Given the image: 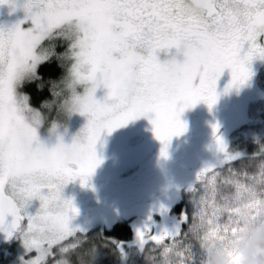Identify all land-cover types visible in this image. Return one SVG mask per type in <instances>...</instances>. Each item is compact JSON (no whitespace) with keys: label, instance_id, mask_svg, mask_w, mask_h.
Masks as SVG:
<instances>
[{"label":"snow or ice","instance_id":"snow-or-ice-1","mask_svg":"<svg viewBox=\"0 0 264 264\" xmlns=\"http://www.w3.org/2000/svg\"><path fill=\"white\" fill-rule=\"evenodd\" d=\"M5 3L17 6L16 0H0ZM19 6L23 21L0 28V230L5 238L19 232L25 248L35 250L24 264H47L52 256H58L52 264H65V254L85 250L88 238L76 234L79 226H70L69 212L77 209L60 190L76 177L81 184L89 179L100 163L95 144L102 130L110 133L151 112L152 131L166 155L171 137L185 130L180 113L201 100L209 107L216 102L223 69L231 70L227 88L251 75L253 57H264V46L257 42L264 34V0H204L199 17L184 12V0H23ZM25 22L30 23L22 26ZM57 36L66 47L56 55L62 63L71 60L69 86L77 81L92 86L75 97L88 116L82 134L71 144L58 140L46 147L22 115L15 87L53 54L51 41ZM173 47L183 53L182 61L157 58V52ZM101 84L107 95L96 99L93 93ZM217 127L213 134L224 157L201 168L188 186L194 205L189 227L208 188L220 180L242 183L240 176L248 175L231 167L236 154L226 151ZM33 199L39 207L29 212ZM161 210L166 211L163 205ZM187 219L181 213V221ZM149 221L151 216L136 229L142 247L147 240L160 247L189 234V227L181 232L180 222L153 234Z\"/></svg>","mask_w":264,"mask_h":264},{"label":"rangeland","instance_id":"rangeland-1","mask_svg":"<svg viewBox=\"0 0 264 264\" xmlns=\"http://www.w3.org/2000/svg\"><path fill=\"white\" fill-rule=\"evenodd\" d=\"M24 24L22 26H28V24ZM70 64L71 60L61 81L68 95L62 103L60 118L48 125L42 123L39 115L38 118H34L37 113L29 106L25 95L20 91L22 83L31 80L35 74L26 75L15 87L16 98L22 105V115L26 122L35 129L37 139L46 147L54 146L58 140L64 144H71L74 138L82 134V129L88 121L87 114L79 111L75 97L84 95L92 85L88 81H77L69 86ZM30 76L31 78H29ZM107 91L102 84L97 85L93 95L96 99H103L107 95ZM257 98H264V93H259ZM24 104L27 106L24 107ZM66 105L71 107L65 108ZM192 111L193 107L191 106L180 113V119L184 122L185 129L192 116ZM153 115L151 112L140 115L113 129L110 133L107 130H102L95 144L100 163L95 167L89 179L81 184L80 178L76 177L61 187V197L72 200L77 209L75 214L84 213L79 221L70 224L73 227L79 226L76 234H83L94 228L109 229L116 221L128 220L133 230V236L130 241L124 244L128 247L141 248L136 229L141 228L148 221L149 216H151L150 230L153 234L164 228H170L174 214L171 210L169 211V207L177 201V189L174 187L163 189L161 192L170 193L172 197L158 203L157 196L151 192L157 189L156 181L167 176L169 172L167 161L171 158V150L175 147V143L182 138L184 131L171 137L165 148L166 155H162L161 148L164 145L152 131L151 119ZM54 124L56 127L53 130ZM254 124H257L256 121ZM20 143L24 144L25 142L21 139ZM238 155L236 154L232 161L236 160ZM162 205L166 211L161 210ZM38 207L39 200L33 199L27 206V210L35 212ZM71 214L70 211L69 215ZM80 229H83V232ZM146 242L144 245L147 244ZM35 254L34 249L27 250L25 248L19 232L15 234L11 243L0 250L2 258L11 255L9 259L11 264H24V260ZM54 260L55 256L49 257L47 264H52ZM233 264H239L238 256L233 257Z\"/></svg>","mask_w":264,"mask_h":264},{"label":"trees","instance_id":"trees-1","mask_svg":"<svg viewBox=\"0 0 264 264\" xmlns=\"http://www.w3.org/2000/svg\"><path fill=\"white\" fill-rule=\"evenodd\" d=\"M46 43L49 42L46 41ZM51 44L54 48L53 54L42 61L36 68L35 76L22 83L20 87L29 106L40 116L44 125L60 118L62 103L68 95L61 81L66 74L70 60L62 63L56 55L62 52L66 45L61 43V38H53ZM250 115L254 117V122L256 121L257 124L253 123L246 129L239 130L236 139L231 143L233 152L239 155L236 160H231L230 165L238 174L257 171L258 162L264 159V149H262L264 146V101L254 104L250 109ZM240 178L243 176L241 175ZM192 196L193 193L190 192L183 198L188 221L183 226L182 233L188 229L194 211ZM227 218L228 213L226 212L220 220L223 227L213 233L221 240L227 236H235L241 227L237 223H225ZM77 235L88 239L84 246L85 250H77L79 255L77 252L65 254L71 259L72 264H82V261L90 259L93 260V264H154L156 254L160 251V247L152 241H147V244L141 248L125 246L124 243L130 241L133 236L128 220L116 221L109 229L94 228ZM174 240L183 241L182 264H205L206 250L197 241L191 239L190 233ZM10 258L11 255L7 258L0 257V264H11ZM57 258L58 256H55V259Z\"/></svg>","mask_w":264,"mask_h":264},{"label":"flooded vegetation","instance_id":"flooded-vegetation-1","mask_svg":"<svg viewBox=\"0 0 264 264\" xmlns=\"http://www.w3.org/2000/svg\"><path fill=\"white\" fill-rule=\"evenodd\" d=\"M22 3L23 0H16L15 8L8 3L0 4V28L6 29L17 21H23L25 12L19 6ZM28 23L30 22H25L24 25ZM257 42L264 46V34L258 36ZM246 49L247 42H245L242 51ZM156 55L160 60L175 57L178 62L184 58L183 53L174 47L167 51L161 50ZM248 66L251 75L243 83L232 84L227 88L226 86L231 80V70L223 69L217 79L216 102L209 107L206 102L201 100L192 106V116L188 121L187 128L184 130L182 138L175 143V147L171 150V158L167 161L169 172L164 179L160 178L156 181L157 189L151 192L157 196L158 203L172 197L170 193L161 192L163 189L173 187L177 189V201L169 207V211L171 210L174 214L171 222L178 220L181 213L187 214L183 198L191 192L187 187L193 183L197 172L208 164H216L224 157V152L217 148L213 125H218L216 135L222 137L226 144V151L234 154L235 152L231 150V143L236 139L237 132L254 123L250 109L254 104L264 101V98H257L259 93H264V57H253ZM83 215V212L69 215V224H75ZM16 233L14 232L6 243L0 245V250L11 243Z\"/></svg>","mask_w":264,"mask_h":264},{"label":"clouds","instance_id":"clouds-1","mask_svg":"<svg viewBox=\"0 0 264 264\" xmlns=\"http://www.w3.org/2000/svg\"><path fill=\"white\" fill-rule=\"evenodd\" d=\"M184 12L202 16L204 0H184ZM71 107L66 105L65 108ZM56 125H53V130ZM264 164V159L259 161ZM242 183L220 180L215 188H208L200 201L192 224L189 227L191 239L206 250L205 264H233V257H239V264H264V169L257 164V171L241 178ZM225 223H237L240 230L235 236L221 240L213 233ZM182 240H173L160 246L154 264H182ZM65 264H72L68 257ZM93 264V260L82 261Z\"/></svg>","mask_w":264,"mask_h":264},{"label":"water","instance_id":"water-1","mask_svg":"<svg viewBox=\"0 0 264 264\" xmlns=\"http://www.w3.org/2000/svg\"><path fill=\"white\" fill-rule=\"evenodd\" d=\"M5 220L6 221H10L11 217L7 216V217H5ZM178 222H180V229H181V232H182L183 225L186 224L187 221H181V216H180V218L178 220H175L174 222L171 223V226H170L169 230H171L174 226H176ZM5 235H6V233L4 231L0 230V245L3 244V243H6L9 240L10 236H8V238H5ZM178 237H176L175 239H177Z\"/></svg>","mask_w":264,"mask_h":264}]
</instances>
